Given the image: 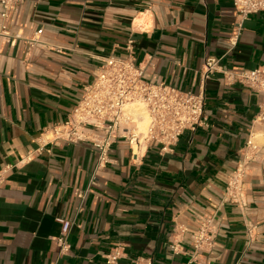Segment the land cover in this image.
Masks as SVG:
<instances>
[{"label":"crops","instance_id":"obj_1","mask_svg":"<svg viewBox=\"0 0 264 264\" xmlns=\"http://www.w3.org/2000/svg\"><path fill=\"white\" fill-rule=\"evenodd\" d=\"M232 20V0H21L3 20L15 44L0 37V168L9 165L0 188V264H110L103 254L117 244L124 251L115 264H264L259 125L244 204L224 193L260 100L247 86L209 76L207 126L185 130L162 153L156 142L133 153L117 138L93 184L92 141L53 139L50 130L109 55L130 52L146 80L192 92L207 55L227 67L264 65V13L249 15L229 49ZM31 38L39 42L28 47ZM209 216L212 245L196 248L192 237ZM58 217L72 221L64 254Z\"/></svg>","mask_w":264,"mask_h":264},{"label":"built area","instance_id":"obj_2","mask_svg":"<svg viewBox=\"0 0 264 264\" xmlns=\"http://www.w3.org/2000/svg\"><path fill=\"white\" fill-rule=\"evenodd\" d=\"M20 3L21 0H0V37L7 38L6 41L11 45L15 44L18 35L11 36L3 20L18 12ZM232 5L233 20L227 37L229 49L237 44L249 15L264 13V0H232ZM41 31L39 28L36 33ZM38 42L37 38L26 39L28 47ZM144 66L142 62H136L130 52L124 56L109 55L103 58L97 75L84 86L68 117L51 125L53 139L77 142L89 138L92 141L96 159L89 184H93L97 170L111 160L109 152L117 138L126 139L133 153L148 146L150 142H156L162 153L171 151L185 130L194 131L199 126H207L204 113L205 82L209 76L219 73L225 84H242L260 96L247 138L241 148L242 158L227 179L224 189L226 200L243 205V178L248 171L249 162L257 160L261 150V145L256 140L259 130L254 126L259 125L264 130V65L253 68L227 67L222 64L220 57L207 55L200 68L196 92L162 81H148L143 77ZM133 102H140L145 108L147 122L144 128L138 125L136 118L127 110L128 105ZM8 170L9 165L0 168V188ZM76 195L82 198L84 192H76ZM56 220L60 223V232L55 241L59 253L64 254L69 250L67 236L72 221L63 217ZM212 232V218H203L192 237L194 246L199 248L204 242L212 245ZM123 251V245L117 244L103 254V257L106 263L115 264ZM134 264H150V261L137 258Z\"/></svg>","mask_w":264,"mask_h":264},{"label":"bare ground","instance_id":"obj_3","mask_svg":"<svg viewBox=\"0 0 264 264\" xmlns=\"http://www.w3.org/2000/svg\"><path fill=\"white\" fill-rule=\"evenodd\" d=\"M127 110L139 121L140 127L144 128L147 122V114L143 104L140 102H133L128 105Z\"/></svg>","mask_w":264,"mask_h":264}]
</instances>
